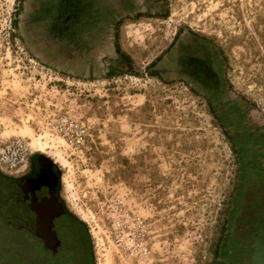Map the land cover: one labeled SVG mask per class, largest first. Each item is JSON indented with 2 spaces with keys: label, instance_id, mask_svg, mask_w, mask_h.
<instances>
[{
  "label": "rangeland",
  "instance_id": "rangeland-1",
  "mask_svg": "<svg viewBox=\"0 0 264 264\" xmlns=\"http://www.w3.org/2000/svg\"><path fill=\"white\" fill-rule=\"evenodd\" d=\"M36 156L92 264H264V0H0V179Z\"/></svg>",
  "mask_w": 264,
  "mask_h": 264
},
{
  "label": "flooded vegetation",
  "instance_id": "flooded-vegetation-1",
  "mask_svg": "<svg viewBox=\"0 0 264 264\" xmlns=\"http://www.w3.org/2000/svg\"><path fill=\"white\" fill-rule=\"evenodd\" d=\"M3 180L12 196L10 213L19 221L10 242L23 248L24 264H92L86 230L68 211L59 170L51 161L36 156L23 177Z\"/></svg>",
  "mask_w": 264,
  "mask_h": 264
},
{
  "label": "water",
  "instance_id": "water-1",
  "mask_svg": "<svg viewBox=\"0 0 264 264\" xmlns=\"http://www.w3.org/2000/svg\"><path fill=\"white\" fill-rule=\"evenodd\" d=\"M41 159H44V160H48L46 157L44 156H39ZM49 161V160H48Z\"/></svg>",
  "mask_w": 264,
  "mask_h": 264
}]
</instances>
